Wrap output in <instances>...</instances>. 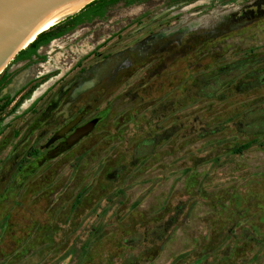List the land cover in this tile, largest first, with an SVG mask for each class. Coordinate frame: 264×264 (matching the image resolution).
I'll use <instances>...</instances> for the list:
<instances>
[{"label":"rangeland","instance_id":"1","mask_svg":"<svg viewBox=\"0 0 264 264\" xmlns=\"http://www.w3.org/2000/svg\"><path fill=\"white\" fill-rule=\"evenodd\" d=\"M5 71L0 264H264V0L119 2Z\"/></svg>","mask_w":264,"mask_h":264},{"label":"water","instance_id":"2","mask_svg":"<svg viewBox=\"0 0 264 264\" xmlns=\"http://www.w3.org/2000/svg\"><path fill=\"white\" fill-rule=\"evenodd\" d=\"M109 0H0V76L30 41Z\"/></svg>","mask_w":264,"mask_h":264},{"label":"trees","instance_id":"3","mask_svg":"<svg viewBox=\"0 0 264 264\" xmlns=\"http://www.w3.org/2000/svg\"><path fill=\"white\" fill-rule=\"evenodd\" d=\"M119 2H126L127 4H130V3L134 2V0H109L107 2H104V3L94 7L93 9H91V10L77 16L76 18L60 25L61 27H63L60 31L55 32V33L49 31V32L43 34L42 36L34 39L31 43H29L23 49V51L16 57V59L13 62L21 61L24 59H28L31 56H35L37 50L40 47L47 45L50 41L63 36L64 34L71 31L72 29H74L78 25H81L83 23H89L94 19L102 18L105 15L106 11L111 6H113ZM7 82H8L7 73H6V71H4L3 74L0 76V87L2 85L6 84ZM247 147H248V145L245 144L241 148H247Z\"/></svg>","mask_w":264,"mask_h":264},{"label":"bare ground","instance_id":"4","mask_svg":"<svg viewBox=\"0 0 264 264\" xmlns=\"http://www.w3.org/2000/svg\"><path fill=\"white\" fill-rule=\"evenodd\" d=\"M33 41V40H32ZM32 41H30L29 43H31Z\"/></svg>","mask_w":264,"mask_h":264}]
</instances>
